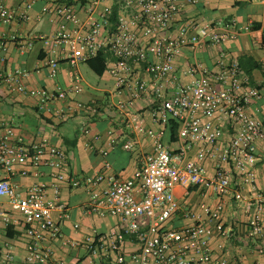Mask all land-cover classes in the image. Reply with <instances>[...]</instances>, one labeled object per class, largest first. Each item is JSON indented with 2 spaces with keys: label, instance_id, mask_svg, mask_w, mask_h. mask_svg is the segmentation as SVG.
Listing matches in <instances>:
<instances>
[{
  "label": "built area",
  "instance_id": "obj_1",
  "mask_svg": "<svg viewBox=\"0 0 264 264\" xmlns=\"http://www.w3.org/2000/svg\"><path fill=\"white\" fill-rule=\"evenodd\" d=\"M197 2L121 0L115 8V0H50L43 6L44 14L60 21L53 35L41 37L52 53L45 64L50 75L58 74L59 51L65 52L63 58L73 67L100 52L109 56L106 63L116 89L128 93V98L117 104L123 123L131 133L152 139L153 150L143 156L141 165L127 179L114 173L70 175L64 148L45 139L24 143L15 137L12 126L0 123V128H4L0 131V223L23 229L28 239L27 263L56 264L53 243L62 238V229L54 213L59 211L61 218L69 216L67 205L61 200V184L67 182L74 188H88L91 204L119 219L110 232L69 241L72 247L86 250L92 258L90 264H230L214 255L211 238L215 232L231 236L232 229L223 222L225 200H242L244 186L256 183V151L259 142L264 144V112L258 117L249 107L261 97V90L251 83L238 58L227 59L224 54L218 70L198 62L192 64L188 73L193 79L171 94L164 84H155V105L150 117L163 126L177 124L175 147L164 141L161 131L149 127L141 113L130 110L148 88L146 81L134 77V66L144 65L155 80L162 81L174 72L175 60L184 48L195 50L201 44H218L229 37L228 32H218L209 25L196 31H192V25H184L177 34L172 33L181 7ZM29 20L27 10L11 9L0 0V63L5 61L11 42L20 50L32 48L31 39L3 28L14 21ZM261 23L264 26V14ZM261 46L264 49V32ZM31 73L23 68L0 69V86L37 97L42 106L83 89L79 73L75 74L72 87L55 91L29 87L25 79ZM78 106L89 108L83 103ZM123 146L132 150L134 141L128 139ZM211 162L214 172L209 175ZM41 166L52 169L51 184H34L22 191L10 181V175L18 168L25 175L29 167ZM106 168L110 166L106 164ZM103 182L107 186L99 189ZM195 187L210 190L219 202L204 207L203 213L183 206L177 197L178 189L189 194ZM180 214L192 222L173 227L171 222ZM249 230L253 236L264 234V190L255 199ZM128 240L135 241V250H127ZM263 247L264 241L259 248ZM0 264L19 263L13 254L0 252Z\"/></svg>",
  "mask_w": 264,
  "mask_h": 264
},
{
  "label": "crops",
  "instance_id": "obj_2",
  "mask_svg": "<svg viewBox=\"0 0 264 264\" xmlns=\"http://www.w3.org/2000/svg\"><path fill=\"white\" fill-rule=\"evenodd\" d=\"M11 9H25L30 15L27 22L14 21L4 26L9 33L16 32L33 41L30 49L20 50L11 42L0 63V69H29L31 75L25 79L29 87H43L52 91L58 88L69 89L75 83V74L82 78L83 89L71 92L66 99L51 102L42 106L37 97L25 93L9 91L5 85L0 86V123L14 128L15 137L24 143L47 140L51 144L64 148L67 153V173L78 176H91L99 173H114L121 179L131 177L141 165L143 156L152 152L153 141L143 134H134L125 127L123 116L117 104L128 98V93H120L109 65L102 75L97 74L88 61L71 66L64 58V51H59L61 64L56 76H51L45 65L51 52L41 39L42 36L53 35L59 27V19L43 13L42 8L50 0H4ZM72 2V0H63ZM121 0H115L118 7ZM264 14V0H198L195 4H184L172 28L177 34L181 26L192 25L196 31L204 25L212 26L218 32H228L229 37L222 43H204L193 50L184 48L175 60V70L162 81L155 80L144 65L134 66V77L146 81L148 88L130 109L141 113L147 125L163 133V139L170 146L178 144L177 132L174 134L169 126L154 123L150 117V109L155 105V84H164L168 94L179 85L193 79L188 73L189 67L198 62L212 70H218L221 55L227 59L238 58L248 73L251 83L261 90V97L249 107V111L261 117L264 112V69L262 61L264 49L261 41L264 26L261 23ZM106 57H109L106 55ZM110 59V57H109ZM39 70V71H38ZM83 103L89 108L79 107ZM3 132L4 128L1 127ZM116 139V142L112 141ZM229 138L226 133L225 140ZM128 139L134 141V148L127 150L124 143ZM102 151H107L103 154ZM194 151V150H193ZM192 151V152H193ZM256 163L257 180L254 185L246 184L242 200L226 199L223 222L232 234L225 237L215 232L211 238L214 255L225 258L230 264H264L263 236H253L249 230V220L255 211V199L264 190V144H257ZM106 164L110 168H106ZM210 163L208 174L214 172ZM28 173L17 172L10 175V181L20 190L26 191L34 184H51L54 181L52 169L47 166L29 167ZM5 175V174H4ZM107 186L101 183L98 188ZM51 195V191L49 192ZM90 190L84 186L71 187L67 182L61 184V200L67 205V218H61L60 212L54 216L60 221L62 238L53 243L56 264H90L91 256L82 248H74L69 241L81 240L92 234L107 233L114 230L118 217L110 215L103 207L97 209L91 204ZM180 203L203 213L206 206H214L219 202L217 195L201 187L191 188L186 194L178 189ZM9 209V205H5ZM183 214L178 215L171 225L180 228L190 224ZM77 225V226H76ZM28 239L20 227L13 224L0 223V252L11 253L19 264L25 261ZM127 250L136 249L134 240L127 241Z\"/></svg>",
  "mask_w": 264,
  "mask_h": 264
},
{
  "label": "trees",
  "instance_id": "obj_3",
  "mask_svg": "<svg viewBox=\"0 0 264 264\" xmlns=\"http://www.w3.org/2000/svg\"><path fill=\"white\" fill-rule=\"evenodd\" d=\"M106 61L107 57L103 52L98 53V55L94 58L88 60L89 65L91 68L99 75H102L106 69ZM241 63V62H240ZM242 65V63H241ZM171 129L173 130L174 134L177 132V124L172 122L170 125Z\"/></svg>",
  "mask_w": 264,
  "mask_h": 264
}]
</instances>
